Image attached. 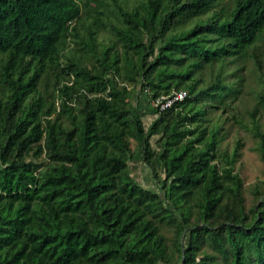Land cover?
Instances as JSON below:
<instances>
[{
    "label": "trees",
    "instance_id": "trees-1",
    "mask_svg": "<svg viewBox=\"0 0 264 264\" xmlns=\"http://www.w3.org/2000/svg\"><path fill=\"white\" fill-rule=\"evenodd\" d=\"M113 2L0 0V264H264V188L248 207L218 112L264 41V0ZM138 87L188 94L146 127Z\"/></svg>",
    "mask_w": 264,
    "mask_h": 264
},
{
    "label": "rangeland",
    "instance_id": "rangeland-1",
    "mask_svg": "<svg viewBox=\"0 0 264 264\" xmlns=\"http://www.w3.org/2000/svg\"><path fill=\"white\" fill-rule=\"evenodd\" d=\"M109 1L114 5L113 0ZM120 1L129 7H133L140 0ZM98 39L101 43L109 45L114 39V34L107 28L98 33ZM240 75L243 78V91L240 97L234 102L229 100V107L224 111L219 109L218 112H221L223 117L227 119L225 122L227 135L222 141L223 147L232 153L237 143H241V154L236 162L235 170L243 178L246 204L250 207L256 201L255 186L264 188V159L259 150L261 138L254 133V121L251 113L258 104L260 94L264 92V41L259 43V48L252 55L246 57ZM132 101L139 106L145 126L148 127L156 115L152 100L147 96V91H142L138 87ZM258 122L264 133V105L260 106ZM157 139L158 136H153L151 139L156 149H158ZM131 143L135 152V156L130 161L133 175L143 186L158 190L150 168L141 158V148L138 142L131 139Z\"/></svg>",
    "mask_w": 264,
    "mask_h": 264
},
{
    "label": "built area",
    "instance_id": "built-area-1",
    "mask_svg": "<svg viewBox=\"0 0 264 264\" xmlns=\"http://www.w3.org/2000/svg\"><path fill=\"white\" fill-rule=\"evenodd\" d=\"M186 90L175 91L169 95H162L155 99H152V104L154 108H157L159 111L165 110L169 107H172L177 102L183 101L187 96Z\"/></svg>",
    "mask_w": 264,
    "mask_h": 264
}]
</instances>
